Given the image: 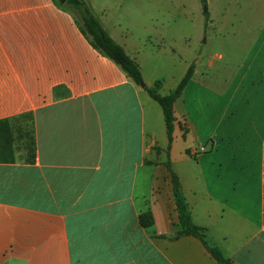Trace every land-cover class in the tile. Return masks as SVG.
<instances>
[{
  "label": "crops",
  "instance_id": "crops-1",
  "mask_svg": "<svg viewBox=\"0 0 264 264\" xmlns=\"http://www.w3.org/2000/svg\"><path fill=\"white\" fill-rule=\"evenodd\" d=\"M84 1L144 85L162 81L159 94L195 64L173 106V142L161 107L71 13L0 0V121L30 114L34 138L32 155L14 149L0 163V264H218L198 238L177 236L167 162L208 245L233 264H264V13L209 15L215 41L236 35L227 57L178 37L172 9L159 23L144 0Z\"/></svg>",
  "mask_w": 264,
  "mask_h": 264
},
{
  "label": "trees",
  "instance_id": "trees-1",
  "mask_svg": "<svg viewBox=\"0 0 264 264\" xmlns=\"http://www.w3.org/2000/svg\"><path fill=\"white\" fill-rule=\"evenodd\" d=\"M60 8L71 13L78 25L81 33L89 40L91 46L99 51L101 54L112 60L117 64L123 72L136 85L144 84L141 71L138 64L131 59L115 41L109 36L107 31L103 29L99 20L93 15L84 0H67L64 4H60L57 0H53ZM202 5L207 3V0H199ZM209 19L208 13L204 14L205 25ZM195 64L192 63L178 85L171 90L167 95L159 94L162 81H156L152 88L144 85V90L149 97L155 101L162 110L168 147L170 150L173 142L174 131V110L175 101L179 98L187 84L190 82L194 74ZM19 118H26L30 122L29 143L26 146L29 154L34 151V138L32 130V116L30 114L22 115ZM17 118V119H19ZM17 119L1 120L0 121V163H12L14 160V136L15 128L13 121ZM22 138V137H21ZM168 179L171 185V195L173 201L174 212L176 219L181 226V231L177 236H193L198 238L209 252L211 257L215 259L218 264H233V262L225 258L222 253L215 247L208 245L206 241L205 230L196 227L191 220L190 212L185 204V198L180 189L179 181L176 175L172 172L170 163H166ZM140 225L149 227L152 224V217L149 212H145L139 216Z\"/></svg>",
  "mask_w": 264,
  "mask_h": 264
},
{
  "label": "rangeland",
  "instance_id": "rangeland-1",
  "mask_svg": "<svg viewBox=\"0 0 264 264\" xmlns=\"http://www.w3.org/2000/svg\"><path fill=\"white\" fill-rule=\"evenodd\" d=\"M149 4H154L157 6L156 9L151 11V15L159 22L163 23L166 21L164 15L168 10L172 9V17L170 20H174L178 25V37H187L190 40V44L197 47V52L201 51L202 54H209L214 52H222L224 56L229 57L231 53L234 52L232 48L234 47V36L230 29L217 35V40L213 39V34L209 33L206 29L203 6L199 0H144ZM172 1V7H169V3ZM239 5L243 11L234 13H221L223 12V7H234ZM207 8L208 15H211L215 21L218 19H232L233 15L241 14L243 20H254L261 21L264 9V0H207L205 4ZM162 7V8H161ZM261 7V8H260ZM209 9L211 10L209 12ZM219 17V18H217ZM237 18V17H236ZM154 19V20H155ZM247 27L242 28L241 33L246 32ZM234 33V32H233ZM208 39V44L205 45ZM221 40V43L219 41ZM205 41V42H204ZM224 43L227 48L221 47L220 45ZM170 92V91H169ZM168 94V93H167ZM13 127L15 128L14 136V149L20 151V155L28 154L27 145L29 143L30 134V122L26 118H19L13 121ZM22 137V138H21Z\"/></svg>",
  "mask_w": 264,
  "mask_h": 264
},
{
  "label": "water",
  "instance_id": "water-1",
  "mask_svg": "<svg viewBox=\"0 0 264 264\" xmlns=\"http://www.w3.org/2000/svg\"><path fill=\"white\" fill-rule=\"evenodd\" d=\"M60 4H64L67 0H57ZM203 13H207L206 5L203 6ZM205 42V41H204ZM141 87H144V84L140 85Z\"/></svg>",
  "mask_w": 264,
  "mask_h": 264
},
{
  "label": "built area",
  "instance_id": "built-area-1",
  "mask_svg": "<svg viewBox=\"0 0 264 264\" xmlns=\"http://www.w3.org/2000/svg\"><path fill=\"white\" fill-rule=\"evenodd\" d=\"M204 150H205L204 148H201V149H200V152H204ZM194 154H195V153H194Z\"/></svg>",
  "mask_w": 264,
  "mask_h": 264
}]
</instances>
